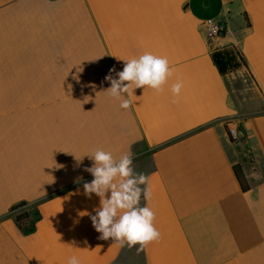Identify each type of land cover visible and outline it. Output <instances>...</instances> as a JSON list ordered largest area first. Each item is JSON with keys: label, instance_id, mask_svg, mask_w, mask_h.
<instances>
[{"label": "crops", "instance_id": "crops-1", "mask_svg": "<svg viewBox=\"0 0 264 264\" xmlns=\"http://www.w3.org/2000/svg\"><path fill=\"white\" fill-rule=\"evenodd\" d=\"M208 20L227 26L213 45ZM145 52L166 57L173 74L121 109L105 77ZM230 119L243 129L236 143ZM97 149L130 152L148 177L160 239L143 251L92 226L99 197L83 183ZM24 211L37 219L31 233L16 223ZM72 256L264 264V0H0V264Z\"/></svg>", "mask_w": 264, "mask_h": 264}, {"label": "clouds", "instance_id": "clouds-1", "mask_svg": "<svg viewBox=\"0 0 264 264\" xmlns=\"http://www.w3.org/2000/svg\"><path fill=\"white\" fill-rule=\"evenodd\" d=\"M122 60L123 70L117 72L115 68L110 69L105 80L110 83L106 92L111 98L119 100V106L124 110L131 107L135 89L147 87L162 91L173 74L166 57L150 52L138 58ZM182 87V82L172 85L174 97L179 96ZM87 156L93 163L84 171L90 173L93 179L83 183V194L89 199L93 194L99 197V207L94 210L95 215L90 216L93 228L100 233L99 239H111L120 247L138 246V252L158 241L160 232L154 226L155 213L147 206L152 197L148 177L135 171L133 154L125 153L117 159L112 152L97 149ZM82 179L78 178L77 182ZM68 264H80V261L72 256Z\"/></svg>", "mask_w": 264, "mask_h": 264}, {"label": "built area", "instance_id": "built-area-1", "mask_svg": "<svg viewBox=\"0 0 264 264\" xmlns=\"http://www.w3.org/2000/svg\"><path fill=\"white\" fill-rule=\"evenodd\" d=\"M203 28L210 45L222 39L227 33V26L217 21H205ZM226 125L228 136L232 142L236 143L243 138V129L240 127L238 121L230 119L226 122Z\"/></svg>", "mask_w": 264, "mask_h": 264}, {"label": "trees", "instance_id": "trees-1", "mask_svg": "<svg viewBox=\"0 0 264 264\" xmlns=\"http://www.w3.org/2000/svg\"><path fill=\"white\" fill-rule=\"evenodd\" d=\"M234 169L242 189L244 191H248L250 187L245 179L241 167L236 165ZM26 205H27L26 203H22L19 206L14 207V211L17 209H24L26 208ZM36 221L37 219L36 220L32 219L31 213L29 211H24L23 213L16 215V223L18 224L20 229L26 233H31L35 230Z\"/></svg>", "mask_w": 264, "mask_h": 264}]
</instances>
